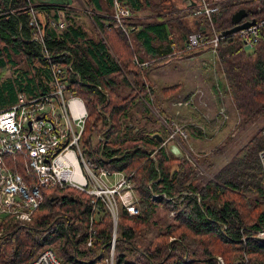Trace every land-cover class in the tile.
<instances>
[{"label": "trees", "instance_id": "obj_1", "mask_svg": "<svg viewBox=\"0 0 264 264\" xmlns=\"http://www.w3.org/2000/svg\"><path fill=\"white\" fill-rule=\"evenodd\" d=\"M84 1L92 30L76 20L80 8L69 2L0 0V108L15 103L19 92L29 97L49 90L52 66L68 69L72 63L74 70L60 77L85 101V141L89 145L91 135L101 134L97 149L104 145L102 163L131 172L136 181L139 212L119 213L116 264L138 248L126 264H264V237L259 234L264 229V172L259 159L264 125L206 179L195 175L189 159L160 146L154 133L166 137V128L148 129L142 123L153 119L149 104L155 84L149 69L178 53L192 30L208 32L209 19L193 14L198 0H117L132 13L124 27L114 16L115 0ZM215 3L218 9L211 17L219 32L234 25L232 16L240 8L248 11L244 20L264 17V0ZM32 9L40 31L30 22ZM59 21L64 26H58ZM259 32L252 46L244 44L238 31L223 35L214 68L223 79L212 81L218 99L223 101L222 94L228 93L246 122L264 115V26ZM178 88L179 83H171L161 89L171 95ZM218 118L226 121L220 112ZM182 190L194 193L181 200L182 206L163 197L162 192L175 195ZM44 192L30 219L6 216L0 221V264H24L46 247L56 251L62 264H106L113 218L103 201L93 202L72 186ZM153 192L161 193L159 203L176 212L148 238L158 206L150 198ZM90 236L92 244L87 243Z\"/></svg>", "mask_w": 264, "mask_h": 264}, {"label": "built area", "instance_id": "obj_2", "mask_svg": "<svg viewBox=\"0 0 264 264\" xmlns=\"http://www.w3.org/2000/svg\"><path fill=\"white\" fill-rule=\"evenodd\" d=\"M216 9L217 3L200 0L193 14L209 19L207 28L210 35L202 29L192 30L185 45L176 50L178 53L205 48L210 52L209 62L215 64L223 37L211 17ZM131 14L128 7L115 0L114 16L122 27L124 19ZM30 22L40 31V21L34 9ZM58 26H64V22L59 21ZM262 26L264 17L255 19L253 24L238 31L246 46L259 41ZM35 38L39 39L38 35ZM67 70H74L72 63L68 64V69L59 64L53 65V81L49 90L29 97L19 92L15 103L0 108V221L6 216L30 219L44 200L45 188L75 187L90 195L93 202L102 200L110 210L113 234L106 264H116L114 248L119 213L121 209L130 214L139 212L136 181L131 172L110 169L102 163L104 145L101 143L100 149H97L99 141L103 139L101 134L91 135L89 145L85 141L88 109L83 98L73 94L69 84L67 87V82L61 80L60 75ZM192 99L193 96H190L188 102L191 103ZM220 113L225 115V110L222 109ZM165 128L167 135L160 146L165 145L175 156L186 157L195 167L197 163L184 144L189 138L187 129L173 120ZM262 135L259 159L264 172V128ZM162 193L165 199L178 206H182L181 200L186 195L194 194L189 190L175 195ZM160 195L153 192L150 198L159 202ZM259 234L264 237V229ZM92 242L93 236H90L87 243ZM24 264H62V261L52 247H46Z\"/></svg>", "mask_w": 264, "mask_h": 264}, {"label": "rangeland", "instance_id": "obj_3", "mask_svg": "<svg viewBox=\"0 0 264 264\" xmlns=\"http://www.w3.org/2000/svg\"><path fill=\"white\" fill-rule=\"evenodd\" d=\"M76 5L80 8L76 20L88 30H92L94 25L87 3L79 0ZM209 55L207 49L200 48L189 53H176L172 58L151 67L149 75L155 84V94L154 101L149 106L153 119L142 122L148 129L155 130L161 129L160 125L165 128L171 120L182 124L189 134L184 144L193 161L197 163L194 167L195 175L206 179L212 177L214 171L226 163L236 150L264 125V115L248 122L241 121L228 93L222 94L223 101L218 99L212 81L217 77L223 79V74L214 70L217 64L210 66ZM171 83H179V88L173 94L165 95L161 88ZM190 96H193L191 103L188 102ZM159 106L165 109V113L160 111ZM222 109L225 110L226 117L222 114L225 122H220L218 118ZM136 115L140 116V113L136 112ZM203 122L207 125H203ZM197 128L202 129L203 133ZM205 157H208V161L204 160ZM155 203H158L154 217L156 222L148 233V238L153 237L159 228L172 220V211L176 212V209H171L163 203ZM142 243L137 241L139 247H142ZM138 249L132 250L122 264L131 260Z\"/></svg>", "mask_w": 264, "mask_h": 264}, {"label": "water", "instance_id": "obj_4", "mask_svg": "<svg viewBox=\"0 0 264 264\" xmlns=\"http://www.w3.org/2000/svg\"><path fill=\"white\" fill-rule=\"evenodd\" d=\"M186 2H191L195 3V1L193 0H185ZM248 14L247 9L245 8H240L238 9L232 16V20L234 22V25L224 31H221V34L225 35L227 33H232V32H236L239 31L242 28L248 27L249 25L253 24L255 22V19H247L244 20V17ZM241 20H244L242 22H240ZM154 136L159 140L162 141L163 140V135H161L159 132L154 133ZM182 156V155H180Z\"/></svg>", "mask_w": 264, "mask_h": 264}, {"label": "crops", "instance_id": "obj_5", "mask_svg": "<svg viewBox=\"0 0 264 264\" xmlns=\"http://www.w3.org/2000/svg\"><path fill=\"white\" fill-rule=\"evenodd\" d=\"M35 2H56V3H62V2H69L71 3L72 5H76V3L79 1V0H33ZM185 1V0H184ZM209 1H212V2H217L219 0H209ZM198 2H200V0H198ZM197 51V50H195ZM196 56V55H195Z\"/></svg>", "mask_w": 264, "mask_h": 264}, {"label": "bare ground", "instance_id": "obj_6", "mask_svg": "<svg viewBox=\"0 0 264 264\" xmlns=\"http://www.w3.org/2000/svg\"><path fill=\"white\" fill-rule=\"evenodd\" d=\"M197 3V2H196ZM41 25V24H40ZM42 28V27H41ZM156 119V118H155ZM155 131V130H154ZM161 143V142H160ZM174 195V194H173Z\"/></svg>", "mask_w": 264, "mask_h": 264}]
</instances>
